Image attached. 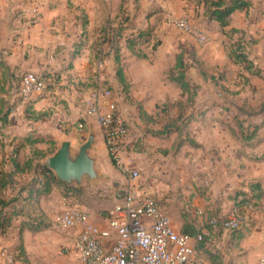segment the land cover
I'll use <instances>...</instances> for the list:
<instances>
[{"label": "rangeland", "instance_id": "1", "mask_svg": "<svg viewBox=\"0 0 264 264\" xmlns=\"http://www.w3.org/2000/svg\"><path fill=\"white\" fill-rule=\"evenodd\" d=\"M116 1H112V11L106 17L105 22L94 29H89L88 25H86L77 33L74 44L77 45L75 49L80 45L82 47L85 45L90 47L91 63L93 64L94 62L96 67L94 74L101 70L108 72L103 82L96 80L94 85H91V79L89 82H83L80 92L83 91L82 95L88 93L96 82L101 83L103 87H107L113 92L119 108L126 117L128 128L129 142L125 147L123 159L128 158L131 161L134 153L144 149L147 145L156 147L157 151H161V155L164 149H167L164 151L163 156L169 154L172 151V146L170 149L160 148V145L164 147L163 144H168L169 140H167V137L158 134L159 131H163L162 129L166 125L172 127L173 123L177 122L179 127L184 125L185 128L189 121L192 120L207 119L208 115L212 118L224 120L227 117L231 118V114L234 112L237 113L235 114L237 117L243 119L240 114L241 110L245 111L247 109L248 113H254L259 107L257 105L264 101V83L262 82L264 81V34L262 36L260 34L261 30L264 32V16L258 15L259 11L264 13V0H252L256 4L257 14L255 16L252 14L248 17L242 15L239 19L237 18V22L242 25L240 28H234L238 29V31L234 32L227 28L221 30L217 26L203 28V31H201L207 35L208 40L210 36L212 38L222 31L220 36L222 40L216 39V44L215 42L212 44H200L192 36L179 31L173 24V21L180 17H184L192 26L193 24L195 26L196 23H202L204 19L201 17V8L203 7L198 0H123L122 9H119V7L114 9ZM80 18L81 23L88 24L87 16L82 17L80 15ZM98 23L100 22H96V25ZM245 25L247 26L245 27ZM247 28L250 30L248 32L249 35H241V32L245 33ZM139 30H144L148 33L149 41L140 45V49L142 53L146 54V58L133 55L126 46V40L136 36ZM104 31L107 33L105 34ZM107 37L111 38V43L107 41ZM255 39H259L260 42L258 43H263L262 47H257L258 45H256L253 48L260 55L254 65L262 74L258 77L259 79L253 77L252 80L255 82H250L249 84L239 78L241 74L238 73V70L233 71L232 68H228L226 64L218 61L221 59L219 57H221L222 48L227 53L230 45L234 42L242 40L247 43V47L248 45L251 46ZM156 40L160 41V45L153 50L152 44ZM212 41H215V38ZM114 46L119 49L120 64L123 72L125 70L129 72L130 79L125 78L126 85L120 84L116 77L117 65L114 62ZM182 46L187 48L194 47L196 53L199 51L206 54L215 47V54L220 52V56L216 55L215 59H213L215 62L212 63L205 64L204 60L198 59L207 78L201 76L197 67H193L188 71L187 78L190 83L197 84L195 94L190 100H187V95L182 94L178 85L169 79V72L175 63V55ZM78 50V52L81 51L80 48ZM107 58H109L108 63L105 64V59ZM98 60H102L101 66H98L99 68H97ZM50 88L51 86L40 95L33 96L22 102L24 106L20 107L19 112L12 115L10 122L3 129L2 135L7 143L13 139L12 142L19 144L23 142L26 135L32 137L37 135L44 136L46 132L48 137L74 140L73 142L76 146L86 140L88 130L83 131L82 135H79L75 131L78 128L77 122L63 120V114L68 113L66 112L67 108L64 107L61 101L54 103L51 100L54 103L53 105L38 110V112L35 110L34 114L28 112V115L25 116V105L28 106L33 100L46 95ZM14 92L16 91L14 90ZM13 99H17V103L21 104L22 99L18 96ZM234 104H237L240 108L238 107L237 110L232 109ZM218 108H220V111H218ZM219 114L221 117L223 115V117L220 118ZM36 116L39 117L38 121H33ZM26 118L31 119L29 120L31 121L28 125L29 127L25 126ZM186 122L187 124H184ZM99 145V139H97L90 151L92 155L99 154ZM190 146L196 148V145L194 146L191 143ZM39 147L45 152L44 156L45 154L49 156L54 148L53 146L49 147L47 144H41ZM34 148L38 149L36 146L29 147L24 145L18 152L21 161H24L25 157H33L34 162H45L44 157H39L32 153ZM5 149L10 151L12 148L8 145ZM106 154L109 158L107 150ZM185 154L188 155L192 164L191 173L196 176L198 170L197 167L195 168V164L197 163L198 155L191 150ZM103 169H96L99 173V178L94 182L85 181L80 186L69 184L70 189H72L69 192L59 187V192L50 197V199L39 201L35 208L29 207L26 210L24 207L23 214L14 217L7 232L0 236V252L2 250L10 252L18 264H81L77 254L66 248L70 245V231L63 229L60 225V216L63 209L66 208L64 206L61 207L60 201L62 197H66V199L72 197L78 204H93L96 201L113 198L115 196V185L121 181L119 179L124 178L128 184V178L116 165H113L111 171ZM194 171L197 173L195 174ZM26 178L29 179V177ZM22 181L20 185H17L16 189L25 184V175L22 176ZM206 188L207 186L200 182L199 179L191 180L190 200L192 201L193 198L196 199L197 197L207 200L208 198L205 196L207 193ZM15 193L16 191L12 193L9 189L3 195L5 198H10ZM66 193L68 196H65ZM237 196V192L228 193L229 202H226L224 206L220 203V207H217L215 214L211 216L215 219H220L221 216L227 215L232 209L242 207L244 204L240 205V203L244 198L243 196L242 198ZM251 203V210L258 211L257 228L261 230L264 228V201L263 204L260 203L261 205ZM251 210L248 208L239 210L242 217L239 228L237 230H224L226 231L228 242L224 246L220 245L227 249L225 251L227 257L224 258L216 253L213 255L210 252V255H212V257L209 256L210 264H222L224 261H226V264H234L237 259L230 257L231 255L228 253L234 250L242 253L238 255L239 262L236 264H259V258L264 256V245L261 244L260 240L251 238L253 231L249 221L251 218L244 219L246 212H252ZM28 212L32 213L31 216L42 218L47 227L40 231L28 230L27 227L20 229L22 224L26 223L28 217H30ZM19 230H22V232L19 233ZM204 237L206 240L203 247L209 252L206 246V242H208L207 236ZM229 242L230 244H228ZM20 246L22 250H20ZM229 249L230 251H228ZM201 254L206 261V255L204 253ZM0 264H5L1 255Z\"/></svg>", "mask_w": 264, "mask_h": 264}, {"label": "crops", "instance_id": "2", "mask_svg": "<svg viewBox=\"0 0 264 264\" xmlns=\"http://www.w3.org/2000/svg\"><path fill=\"white\" fill-rule=\"evenodd\" d=\"M112 1L0 0V97L13 100L17 96L14 90L16 91L19 77L26 71L54 76L56 83L51 86L49 92L43 97L33 100L32 103H29L30 105H25V116L28 115L26 113L27 110L33 112L36 110L38 112V110L61 101L64 107L67 108L66 112L68 113L63 114V120L74 121L77 122V125H82L81 129L77 128L75 130L79 135H82V132L85 130H88V132L92 130L95 133V141L99 139V154L93 155L95 157V169L104 168L103 170L107 171L112 170L113 164L106 154V147L101 137L100 128L93 118L81 115L79 99L89 93L82 95L83 91L80 92L83 82H89L90 79L91 85H94V81L96 80L103 82L108 72L101 70L97 74H94L96 67L94 62L93 64L91 63L92 59L89 55L90 47L88 45L84 47L80 45L78 48L81 51L78 52L79 50L78 48L75 49L77 45L74 42L77 33L86 25H88L89 29H94L105 22L106 17L112 11ZM250 1L252 2V6L247 11H235L231 15L227 27L221 28L214 21L208 22L204 16L203 8H201L203 22L196 23L195 26L192 24L200 31L210 26H217L221 30L227 28L232 31H238V29L234 28H240L242 25L237 22V18L239 19L242 15L248 17L252 14L254 16L257 14L256 4L252 0ZM120 2L121 0L116 1L114 9L120 6ZM34 11L39 13V20L35 24L32 23ZM261 12L259 11L258 15L264 16V13ZM80 15L82 17L87 16L88 24L81 23ZM96 22L100 23L96 25ZM249 31L248 28L245 29V33L241 32V35H249ZM260 32L262 36L264 34L263 30ZM221 34L222 31L212 38L210 36L207 43L212 44L215 42L216 44V39L222 40ZM213 38H215V41H212ZM258 42H260L259 39H255L253 44H250L251 46L248 45L246 47L248 58L253 63L258 61L260 57L259 53H256L255 49H253L256 45H258L257 47H262L263 43ZM215 48L209 50L206 54L197 51L198 59L204 60L205 64L215 62L213 61L215 56H220V52L215 54ZM109 58L105 59V64L108 63ZM219 58L221 59L218 62L226 64L233 71L238 70V73L241 74L239 78L243 79V77H246L247 83L255 82L252 80L253 77L259 79L257 76L249 75L239 65L234 64L228 58L223 48L221 49V57ZM124 76L130 79L129 72L126 70L124 71ZM262 82L264 83V81ZM26 100L28 99L22 100L21 104L17 103V106L9 115V120H11L14 113L19 112L20 107L24 106L22 102ZM261 103L257 106H260ZM29 106L33 107L30 108ZM238 107L237 104L232 105V109L237 110ZM218 111H220V108H218ZM235 114L237 113H232L231 118L227 117L224 120L212 118L208 115L207 119L192 120L188 124L186 122L184 124H187V128L181 125L180 131L172 132L168 136L164 135L163 137H167L169 143L163 144L164 147L160 145V148L170 149L172 146V151L166 154V156H163V153L167 149H164L161 155V151H157L156 147L147 145L144 149L136 151L131 161L128 158L123 159L125 163H131L140 173V178L135 185L138 191L140 193H150L157 200L159 206L170 216L176 230L182 231L186 229L202 233L203 236H207L208 242H206V246L209 252L213 255L216 253L224 258L227 257L225 253L227 249H224L223 246L228 242V237H226V231L218 226L210 225L209 221L215 219L211 215L215 214L216 208L220 207V203L224 206L226 202H229L228 193L237 192V197L242 198V193L248 191V186L251 182H258L261 187L262 197L257 204L261 205L264 201V112L253 116L242 115L245 120L242 123L243 126L261 124L256 133L255 140L257 143L254 147L241 143L229 131L228 127L236 129L233 120ZM219 117L222 118L223 115L221 117L219 114ZM238 118L241 120V117ZM29 120L31 119H25V126L27 127H29L28 125L31 122ZM33 130L35 129L33 128ZM46 134L44 136L37 135L36 137H42L45 140L51 141V143L43 142L33 145L42 153L45 152L40 149L39 146L41 144H47L49 147L53 146L52 153L64 140L70 141L73 148H77L80 145L76 146L73 142L74 140L56 139L55 137H48ZM190 141H193L197 145L196 148L190 146ZM189 150L198 155L197 163L195 164L198 173L194 171L195 174L197 173L196 176L191 173L192 164L188 155L185 154ZM47 155L45 154L44 156L45 162L48 157ZM195 179H199L200 182L207 186V193L205 195L208 198L207 200L200 197L193 198L192 201L190 200L191 180ZM119 180L121 181L115 185V196L113 198L96 201L93 204H78L72 197L70 199L62 197L60 201L61 207H67L69 205L68 200H72V203L78 208L88 213L89 220L94 225L104 227L106 225V211L121 200L123 191L127 185L124 178H120ZM57 192H59V189L54 188L49 197L41 198L40 202L50 199ZM246 204L248 203L243 205L241 202L240 205L243 206L238 208V211L247 208ZM251 211L249 213L247 211L244 217L245 220L248 217L251 218L249 220L251 227H253L251 238L260 240L261 244L264 245V228L261 230L257 228L258 211L253 209ZM225 216L223 215V217ZM223 217L221 216L220 218ZM69 231L71 243L77 233V229H69ZM111 244V239L105 240L107 248ZM213 247L214 249H212ZM202 252L204 253V250ZM228 253L231 255L230 257L237 259V262L234 264L239 262L238 255L242 253L238 250ZM205 258L207 264H210L209 258L206 256ZM222 264H226V261L222 262Z\"/></svg>", "mask_w": 264, "mask_h": 264}, {"label": "built area", "instance_id": "3", "mask_svg": "<svg viewBox=\"0 0 264 264\" xmlns=\"http://www.w3.org/2000/svg\"><path fill=\"white\" fill-rule=\"evenodd\" d=\"M38 20L39 13L34 11L32 23ZM173 24L198 43L208 42L207 35L184 17L175 19ZM98 66H101V60H98ZM55 83L52 75L26 71L21 75L18 95L23 100L29 99ZM79 106L81 115L93 118L98 124L109 159L128 178V184L121 200L106 211L104 227L94 225L87 212L68 200L69 205L59 222L63 229L76 228L77 233L66 248L77 254L81 264H207L198 248L202 233L190 235L176 230L157 200L136 188L140 173L131 163L123 161L129 142L128 128L113 92L96 82L89 93L79 99ZM246 207L251 210L252 204L248 203ZM241 220L238 209L234 208L225 217L211 219L209 223L223 230H237ZM108 238L112 240L109 248L105 245ZM0 255L5 264H18L7 250H2ZM259 264H264V256L259 258Z\"/></svg>", "mask_w": 264, "mask_h": 264}, {"label": "trees", "instance_id": "4", "mask_svg": "<svg viewBox=\"0 0 264 264\" xmlns=\"http://www.w3.org/2000/svg\"><path fill=\"white\" fill-rule=\"evenodd\" d=\"M198 2L202 4L204 16L206 17L207 21H214L218 23L221 28L227 27L229 25L231 15L235 11H247L252 6V2L250 0H198ZM122 6L123 0H121L119 9H122ZM104 33L106 34L107 32L104 31ZM106 39L109 41V43H111L110 37H107ZM148 41V33L144 30H139L137 31L136 36L126 40V46L133 55L140 58H146V54L142 53L140 45ZM159 45L160 41L156 40L152 44V49L155 50ZM246 45L247 43L243 42L242 40L234 42L232 45H230L227 56L234 64L239 65L241 69L246 71L249 75L260 77V70L254 65L252 60L248 58L246 53ZM113 52L114 62L117 65L116 77L120 84L126 85L124 72L122 70V65L120 64L119 49L117 46H114ZM193 67H197L201 76L207 78V75L202 68L201 62L198 60L195 48H187L182 46L180 51L175 55V63L169 72V79L178 85L182 91V94L187 95V100L192 98L197 88V84L190 83L187 78L188 71ZM210 78H212V76H210ZM243 80L247 81V78L243 77ZM16 92V95L22 99L18 95V86H16ZM17 102V99H13L11 101L10 98L0 97V236L7 232L14 217L23 214L24 207L26 210H28L27 208L29 207L35 208V205L39 203L40 199L47 198L54 188L59 189V187H62L67 192L72 190L70 189V185H66L65 183L56 179L50 169H48L46 162H34L33 157H25L24 161H21L19 158L18 152L24 145L32 147L36 143H51V141L45 140L42 137H32L30 135L26 136L23 142L19 144L12 142L13 139H11L9 143L4 140L2 135L3 129L10 122L9 115L15 109ZM179 104L181 103L179 102ZM28 112L34 114L33 111L27 110L26 113L28 114ZM261 112H264V102L260 104L254 113H248L247 110H241L240 114L245 116H253ZM37 116L33 118L34 121L39 119ZM233 120L235 122L236 129L228 127L231 134L236 136L241 141V143L254 147L257 143L255 140L256 133L261 127V124L243 126L242 123L245 120H240L236 115L233 117ZM177 124L179 123L175 122L173 123L172 127H168L169 125L164 126L162 129L163 131H159L158 134L162 136H168L172 132L180 131L181 126L179 127ZM24 142L25 144H23ZM190 143L194 146L196 145L193 141H190ZM8 145L12 148L10 151L5 149ZM32 153L39 157H44V153L37 149H34ZM111 163L114 165L113 162ZM24 175L25 184L16 189L17 185H20L23 182L22 176ZM26 177H29V179ZM9 189L12 193L15 191L16 193L10 198H5L3 193ZM242 194L244 198L241 201L242 204H252L251 202H253V204H257L259 199L262 197L260 184L258 182H251L248 186V191L243 192ZM65 196H68V194L66 193ZM28 213L30 214V217H28L26 223L22 224L20 229L27 227L28 230L40 231L41 229L47 227V224L42 218L31 216L32 213ZM21 232L22 230H19V233ZM182 232L188 233L190 235L197 233V231H188L186 229L182 230ZM205 240L206 238L202 234V241L198 248L201 252L204 250V253H206V256L209 258V256L212 257V255H210V252H207L203 247ZM19 248L22 250L21 246Z\"/></svg>", "mask_w": 264, "mask_h": 264}, {"label": "water", "instance_id": "5", "mask_svg": "<svg viewBox=\"0 0 264 264\" xmlns=\"http://www.w3.org/2000/svg\"><path fill=\"white\" fill-rule=\"evenodd\" d=\"M95 143V133L90 130L87 138L77 148L64 140L46 159L48 169L57 180L80 186L83 182H94L99 178L95 169V157L90 153Z\"/></svg>", "mask_w": 264, "mask_h": 264}]
</instances>
